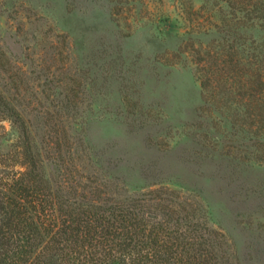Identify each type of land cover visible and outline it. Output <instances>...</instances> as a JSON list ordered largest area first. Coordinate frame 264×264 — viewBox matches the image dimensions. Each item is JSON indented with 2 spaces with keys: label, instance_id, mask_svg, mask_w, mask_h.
<instances>
[{
  "label": "rangeland",
  "instance_id": "rangeland-1",
  "mask_svg": "<svg viewBox=\"0 0 264 264\" xmlns=\"http://www.w3.org/2000/svg\"><path fill=\"white\" fill-rule=\"evenodd\" d=\"M261 13L255 0H0V83L34 115L70 97L101 171L132 190L162 184L200 197L234 263L264 264V146L250 131L260 84L211 80L204 105L195 40L183 39ZM229 45L243 65L264 68L259 43Z\"/></svg>",
  "mask_w": 264,
  "mask_h": 264
},
{
  "label": "trees",
  "instance_id": "trees-1",
  "mask_svg": "<svg viewBox=\"0 0 264 264\" xmlns=\"http://www.w3.org/2000/svg\"><path fill=\"white\" fill-rule=\"evenodd\" d=\"M235 19L234 26L225 23V33L214 26L183 39L195 40L204 105L212 104L211 80L250 89L256 77L262 112L250 131L264 146V68L243 65L227 46L233 39L242 49L252 39L262 54L264 16ZM236 55L234 64L228 62ZM73 106L64 96L53 110L34 115L25 96L0 83V264H235L231 242L211 225L200 197L162 184L132 190L124 179L101 171L88 155L84 116L71 112ZM243 134L242 141L250 140L248 131Z\"/></svg>",
  "mask_w": 264,
  "mask_h": 264
}]
</instances>
